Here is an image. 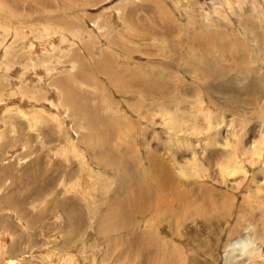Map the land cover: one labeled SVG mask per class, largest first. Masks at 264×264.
<instances>
[{"label": "rangeland", "instance_id": "1", "mask_svg": "<svg viewBox=\"0 0 264 264\" xmlns=\"http://www.w3.org/2000/svg\"><path fill=\"white\" fill-rule=\"evenodd\" d=\"M184 1L0 0V69H3L0 71L1 73L4 71L2 73L3 77L0 73V98L6 100V102H4L5 100L0 101V113H2L0 114V124H2L1 119H4L5 122L9 121L7 123L13 127V132L11 133L0 130V264H66L70 255L75 264H95L96 261V264H99V262L100 264H169L172 258L173 264H264V229L261 226H258L255 230L263 238L262 243H260L263 248L261 247L259 258H257V254L253 258L249 255L253 252L251 251L253 244L249 246L250 250H247L248 252L250 251L249 253L239 254L235 251L233 252L234 254H229L227 258L224 257L226 246L229 244L226 241H229L227 233L230 231V227L238 226L240 228L239 225H241V218L235 213L226 222L222 220L226 226L224 230L220 231L223 234L221 240L218 228L212 226H208L209 228L203 227L199 216L196 224L188 223L190 221L184 217L185 211H180L182 206H184L181 203H177L178 205L175 203L177 205L175 213H179L177 217L165 214L163 222L166 227H163L160 223L161 212H163L164 207L155 200V193L151 192L148 196L149 198L138 202L137 206L134 204L135 198L138 196L139 187L141 189L150 188L154 191L156 184L148 176V173L151 172L150 166L162 171L164 166H159L156 163L163 161L172 167L170 171L173 176H168V180L174 181L175 188L187 190L190 199H194L202 190L208 191L209 194L207 196L209 199L207 198L205 201L199 199L197 205L195 201H189V211L198 212L201 210L206 215L207 202H218L220 195L227 202V205L230 206L228 197L231 198V192L236 200L235 206H241L243 203L242 199L247 197V195L249 196V192L253 194L256 187H264V161L262 160L255 162L257 165L255 164L254 166H250L245 162L243 165L245 177L242 175L235 178V181H238L233 185L230 182L226 183V185L214 183L210 178L205 180L204 184L201 183V180L197 181L193 178L185 182L174 171L178 160L179 164L184 161L187 162L193 151L199 161V165L200 160L209 159L215 169L216 164L223 159L225 150L223 152L219 147L209 148L206 137L188 138L187 145L183 147V150H179L175 139H172L173 142L168 143L169 146L164 148L163 146L166 145L168 139L165 130L161 132L155 129L151 130L152 128L146 127V125L154 126V124L150 125L147 119L140 121L139 116L133 117L137 115L138 109H140L139 103H142V98L135 92L138 91V86L136 85L139 83H142V85L161 84V91L164 94H160L165 98L169 92L176 89L181 92V98H186L182 101L189 103L188 100H191L192 104L188 105L190 110L191 108L196 110V108L193 106L195 98L188 97L192 89L188 86L190 77L184 73L183 66L176 68L178 73L175 74V79L172 77L174 82L165 84L161 80L165 77V72H172V70H167L160 74L149 62V57L143 56L145 59L137 60L140 57L134 58L133 56L134 54L137 56L139 50L146 49V56L152 53L151 56H154V53H165L174 57L176 56L177 48L172 51L170 49L162 51L146 42L141 47L136 44L134 53L132 52L133 48L130 41L135 39L136 42H139V40L144 38L148 40L149 37L151 38L149 39L150 41L154 38L158 39L157 36H160L159 38H162L167 43L168 39L175 40V38H181L185 41L189 39L186 36L201 39L207 35H213L215 36L214 38L227 35L232 42H234L233 37L240 40L241 45H232L231 48L232 51H239L243 58L242 60L236 59L235 63L230 64L223 62L220 58L222 55L227 56V52H208V62L210 64L219 65L216 59L221 62V65H216L215 69L222 70L223 66L222 72L226 75L224 78L226 84L217 88L219 93L216 94V97L214 94H210L214 100L207 96V87L199 86L203 95L199 97L202 101L198 103H203L201 110L206 113V110H209L208 113L210 115L223 120V124L219 127L214 140L225 138L229 143H233L231 134L237 131L243 137L241 145L246 148L249 141H252L258 134L260 127H264V37L260 33L255 36L252 34L250 39L248 37L249 41L246 39L245 32L238 31L235 25L230 30L223 27L218 28L217 26L209 27V29L204 28L201 17L199 18V13H197L200 12L198 8L207 10L202 5L204 3L203 0ZM205 1H210L216 5L220 3V0ZM233 1L235 0L231 2ZM177 4L178 7L175 8ZM187 6L195 8L196 13L190 15V10L187 9ZM234 7L233 12L235 13L239 10V7ZM101 13H104V16ZM194 14L197 15V18ZM190 20L191 22L193 21V24ZM236 21L238 22L237 25H239V23L242 24L243 22L256 23L258 20L254 14L248 16V20L240 14ZM70 25L74 27L71 28ZM196 27L197 29L195 30ZM17 30L24 38L21 40L23 43L18 41L21 36L18 40L14 39V32ZM193 30L195 31L191 33ZM12 32L13 34H11ZM118 33H122L123 37L121 34L118 35ZM84 34L85 36H83ZM61 35L62 37H60ZM146 35H149V37H145ZM168 35L171 36L169 37ZM43 37L46 39H43ZM39 38H42V41ZM75 39L79 40L76 41ZM57 40L59 43L56 42ZM81 41H83L82 44L80 43ZM111 44L113 48H111ZM121 45H124V48H122L124 50L121 49ZM128 46L131 48L129 49ZM95 47L98 50H95ZM220 47L222 48V44L217 46L218 49H221ZM3 48L7 50V54ZM118 49L119 53L123 55L120 56L121 59L116 54ZM97 52L98 54H96ZM187 54V52H183L182 55V52H178L180 60L182 57L191 60V56L189 57ZM129 57L131 61L133 60L132 62ZM124 58L126 59L125 61H123ZM247 58L251 59L247 60ZM120 62L123 63L120 64ZM136 62L137 65H135ZM193 62L194 60H192ZM32 64L35 67L31 66ZM8 65L11 66L8 68ZM44 65L48 68L44 67ZM41 67L53 71L54 76L49 78L43 75L39 72ZM7 68L9 72L6 70ZM10 70H13V72ZM64 72H67V74ZM9 74L12 76H9ZM107 76L109 78L113 77V79H108ZM141 76L143 79H141ZM30 82L33 86L32 91V88L27 85ZM218 82L215 84H218ZM115 84L119 86L118 91L112 88ZM101 86H103V89ZM122 88H131L133 90H130L131 93H129V95L133 93V96L130 97L132 99H125L127 96L125 94L127 93L125 90H121ZM196 88L198 87L196 86ZM21 92L22 94H19ZM3 94L7 95L8 99ZM27 96L32 97L25 98ZM192 96H194L193 93ZM231 96L233 98L232 104L228 101V99L231 100ZM218 97L226 102L223 108L221 104L223 101H219ZM49 98L52 99L50 100ZM57 101L59 102L57 103ZM10 102L9 107L11 108L6 110L5 103L9 104ZM217 103H219L221 110L213 107ZM22 105L27 110H32L34 114L31 112L30 116H42L40 118L44 123L41 126H37L32 132H28L22 125V123L26 124V121L21 120V117L17 118L18 110L16 108H22ZM39 105L42 107H39ZM30 106L34 107L31 108ZM259 108L261 109L260 111ZM156 109L155 105L152 111ZM8 111H14L15 116L8 114ZM55 113L61 118L62 129L57 127L56 122L51 121V118L56 115ZM8 115L9 120L7 119ZM72 139H74V145L79 151V161L81 162L85 159L84 162L86 163L89 160L86 164H89L88 166L91 168L93 167L94 171L92 173L85 175L75 156L71 154L64 156L60 152L61 148L64 147L65 149L68 142ZM180 140H182V137H180ZM21 144L24 145V149L17 151ZM150 156H154L158 162H152L149 165L145 158L148 159ZM173 156H175V159L171 162L170 160ZM139 161H141L140 164H138ZM108 162H112L114 165H110ZM117 167L122 170L116 171ZM95 170H97V173ZM80 178H84L81 181L83 183H85V180L91 179V181L99 185L95 191L91 189V185L88 188L90 192H94V200L91 199L93 197L87 198L82 195L80 185L74 186ZM177 181L184 183L186 188L181 187L179 184V188L176 187L175 183ZM236 184L239 186L238 189L229 188L230 186L235 187ZM69 187L72 190L69 191L67 189ZM65 189L67 190L64 191ZM228 190L229 193H227ZM113 198H117L116 201L121 202L122 209H126V205L135 208V212L131 215H127L125 211V215L128 218L125 223L129 224L123 223L125 216L120 217L118 215L120 212L123 214L124 211H120L118 207L120 205ZM128 200L133 204L129 203ZM250 201L255 203V198H251ZM166 202L167 200L163 203ZM230 207L233 206L231 205ZM157 210V214L154 215ZM224 211L221 212L223 215L226 212ZM232 211H229L226 216L230 215ZM255 217L263 220L259 212L255 213ZM185 219H187L186 222ZM176 221H181V223L183 221V223L189 224L185 229L182 228L181 236L176 234L178 232L175 230ZM256 223L260 224V222ZM120 224H125L121 226L124 228L128 226V229H118ZM243 225L240 229L243 230L244 234L234 239L233 242L241 241V243L247 245L246 249H248L249 240L246 236L250 238L254 233L249 228L246 229V224ZM152 238L155 239L152 240ZM52 239H55V241ZM129 242L136 244V247H132L134 249L129 248V245L127 246V244H130ZM140 247L143 249L140 250ZM165 247L166 249H164ZM72 250L75 251L74 254L77 251L76 257H74ZM66 251L69 256H67ZM70 251L72 252L71 254ZM144 252L148 255L145 256ZM87 257L91 258L87 260ZM64 258H66V262H64ZM249 258L251 261L248 260ZM83 260L84 263H82ZM164 260L165 262L163 263Z\"/></svg>", "mask_w": 264, "mask_h": 264}, {"label": "bare ground", "instance_id": "2", "mask_svg": "<svg viewBox=\"0 0 264 264\" xmlns=\"http://www.w3.org/2000/svg\"><path fill=\"white\" fill-rule=\"evenodd\" d=\"M171 1V0H170ZM187 1V0H185ZM184 1V2H185ZM192 1V0H191ZM198 1V0H197ZM232 0H220V3L219 5H216L215 3H212V2H206L205 0H203L204 3H202L203 6L206 7L207 10H202V8H198L200 10V12H197L199 13V18L201 17V22L203 23V27L204 28H207L209 29V27L213 28L214 26H217L218 28L219 27H223L224 29H227V30H230L231 27L233 25H235L237 27V30L240 31V32H245V36H246V39L249 40L251 35L253 34L254 36L255 35H258L257 33H260L263 37H264V0H235L233 2H231ZM186 3H190V2H186ZM195 3V2H194ZM193 4V3H192ZM173 5V4H172ZM200 5V4H199ZM197 5V6H199ZM201 5V7H202ZM234 6H238L239 7V10H237L235 13L233 12V8H235ZM174 7V6H173ZM178 7V4L175 8ZM200 7V6H199ZM193 8V7H192ZM190 8L189 6H187V9L190 10L189 14H193V13H196V9L195 8ZM165 9V8H164ZM110 11V10H109ZM108 12V11H107ZM173 13V12H172ZM103 14L104 16V13H101ZM243 15V17L248 20V16L254 14L256 15L257 17V22L256 23H248V22H243L242 24L239 23V25H237V19H238V16L239 15ZM12 15V14H11ZM17 15V14H16ZM128 15H131V14H128ZM174 15V13H173ZM13 16V15H12ZM194 16L196 17L197 15L194 14ZM113 18V17H112ZM111 18V20H112ZM114 18H117V17H114ZM193 18V17H192ZM197 18V17H196ZM195 18V19H196ZM103 19V18H102ZM118 19V18H117ZM250 19V18H249ZM131 20V18H130ZM142 20V19H141ZM189 20V19H188ZM199 20V19H198ZM196 21V20H195ZM194 21V22H195ZM189 22V21H188ZM191 22V20H190ZM115 23V22H114ZM117 23V22H116ZM119 23V22H118ZM193 24V21L191 22ZM68 25V24H66ZM115 25V24H114ZM150 25V24H149ZM201 25V26H202ZM71 28L74 27L72 25H70ZM107 26V25H106ZM113 26V25H112ZM117 26V25H116ZM43 27H46V26H43ZM115 27V26H114ZM199 27V26H198ZM70 28V27H69ZM94 28V27H93ZM234 28V27H233ZM246 30H245V29ZM11 29V28H10ZM47 29V28H46ZM75 29V28H74ZM115 29V28H114ZM197 29V27L195 28V30ZM222 29V28H221ZM223 29V30H224ZM37 30V29H35ZM45 30V28H44ZM195 30L191 31L194 32ZM5 31V30H4ZM12 31V30H11ZM52 31V30H51ZM72 31V30H71ZM95 31V30H93ZM92 31V32H93ZM107 31V30H106ZM112 31V30H111ZM114 31V30H113ZM226 31V30H225ZM6 32V31H5ZM45 32V31H44ZM43 32V33H44ZM47 32V31H46ZM116 32V31H115ZM190 32V31H189ZM212 32H216V31H212ZM75 33V32H74ZM78 33V32H77ZM114 33V32H113ZM228 33V32H227ZM13 34V32L11 33ZM59 34V33H58ZM57 34V35H58ZM122 33H118V35ZM231 34V33H229ZM8 35V33H7ZM34 35V33H33ZM32 35V37H33ZM95 35V34H94ZM143 35V34H142ZM242 35V34H241ZM10 36V35H9ZM21 35L19 34L18 30L14 32V39L15 40H18V38L20 37ZM25 36H26V32H25ZM85 36V34L83 35ZM112 36V35H111ZM169 36V35H168ZM171 36V35H170ZM169 36V37H170ZM209 36V37H208ZM219 36V35H218ZM239 36V35H238ZM12 37V36H11ZM45 37V36H44ZM43 39H46L44 38ZM52 37V36H51ZM62 37V35L60 36ZM58 36V38H60ZM79 37V36H78ZM123 37V35H122ZM145 37H149V35H146ZM153 37V36H152ZM158 39H152L149 41V39H151L149 37L148 40H145L144 39H141L139 40V42H136L135 39L130 41V44L132 45V52L135 51V46L136 44L141 47L143 46V43H146V42H149V44L151 46H154L156 48H159L161 49L162 51L164 50H168L170 49L171 51L174 49V48H177V52H176V56L172 57L171 55L168 56L167 54H155L154 53V56H146L145 54V51L146 49H141L139 50V53L137 54V56H135V54L133 55L134 58H137V57H140L139 59L137 60H143L146 58L149 57V62L151 63V65L156 69L158 70V73L160 72L163 73L167 70H172V72H165L166 74L164 75L165 77L162 78V82L165 83V84H168V83H173L174 80L172 81V77L175 79L176 78V73H178V71L176 70L177 67H181L183 66L184 67V73L186 75H189L190 79H188L190 82L188 83V86L192 89L191 93L188 94V97L191 98H195V104H193V106L196 108V110L194 108H191V110L189 109L188 105L192 102L191 100H188L189 103L187 102H184L182 100H185L186 98L185 97H180L182 94L181 92H179L178 90L176 89H173L172 92H169L168 93V96L165 98L164 96H162L164 93L161 91V84H155V83H152L153 85H142V83L140 84H137L136 86H138V91H135L137 92V94L139 95V97L142 98L141 102L142 103H139V106H140V109H138V113L137 115L133 116V117H137L139 116L140 117V121H144V119H147L148 120V123L150 125H153L154 126H148L146 125V127H149V128H152L151 130L155 129V130H158V132H161L162 130H165L166 132V136H168V139H167V142H166V145H164L163 147L164 148H167V146H169L168 143L170 142H173L172 139H175L177 141V146L179 147V150H183V147L185 145H187V140L188 138H200V137H206L208 140L207 142V146L211 149H214V148H217L219 147L220 150H225V153H224V157L223 159L218 162L216 164V167L214 169L213 165L211 164L210 160H200V165H199V161L196 159L195 157V152H191V156L188 158L189 160L184 161L182 162V164H179V160H178V163H177V167L175 168V173L177 174L178 177H182L185 182H188L190 178H193L194 180H201V183L204 184V181L207 180L208 178H210L214 183H222L223 185H226V183L230 182V184H235L237 181H235V178L239 177V176H244L245 177V172H244V164L245 162L247 164H249L250 166H254L256 163L255 162H259V161H264V127H260L259 129V132L258 134L256 135V137L254 139H252V141H249V144H247L246 148H244L242 145H241V140L243 139L242 135H239V132L237 131H234V133L231 134L232 138H233V143H229V141H227L225 138L224 139H220L218 140H214V136L217 134L218 132V129L219 127L223 124V120L221 118H217L213 115H210L208 112L209 110H206V112H204L203 110H201V108L203 107V103L202 104H199L198 102L202 101L199 97L203 95V93L201 92L199 86H204V88L207 87V93H208V97L210 99H213L211 98L210 94H214L215 97H216V94L219 93L217 91V88H220L222 85H225L226 84V81L224 80V78L226 77L225 73H223V66H222V70H219V69H215V66L217 64H210L208 61V55L207 53L208 52H227V56H220V58L222 59L223 62L225 63H235L236 62V59L238 60H242L243 56L241 53H239V51H232V45H241L240 44V40L236 37H233L234 38V42H232L228 37L227 35H223V36H220L219 38H214L215 36L213 35H207L205 36L204 38H201V39H198L197 37H188L186 36L187 40L183 41L181 38H175L174 39H168L167 40V43L165 40H163L162 38H159L160 36H157ZM168 37V38H169ZM208 37V38H207ZM211 37V38H210ZM232 37V36H231ZM249 37V39H248ZM257 37V36H256ZM48 38V37H47ZM65 38V37H64ZM73 38V37H72ZM77 38V37H76ZM80 38V37H79ZM117 38V36H116ZM141 38V36H140ZM139 38V39H140ZM173 38V37H171ZM24 39L20 38V40H18L20 43H23L21 40ZM32 39V38H31ZM38 39V38H37ZM40 39V38H39ZM42 39V38H41ZM40 39V40H41ZM52 39V38H51ZM86 39V37H85ZM122 39V38H121ZM127 39H129L127 37ZM126 39V40H127ZM138 39V38H137ZM59 40V39H58ZM58 40L56 41L57 43ZM72 40V39H71ZM70 40V41H71ZM76 40V39H75ZM79 40V39H78ZM76 40V41H78ZM83 40V39H82ZM89 40V39H88ZM102 41V39H100ZM113 40V39H112ZM42 41V40H41ZM48 41V40H47ZM52 41V40H51ZM60 41V40H59ZM73 41V40H72ZM99 41V40H97ZM128 41V40H127ZM189 43H188V42ZM250 41V40H249ZM259 41V40H258ZM13 42H17V41H13ZM12 42V43H13ZM35 42H36V39H35ZM53 42V41H52ZM83 41H81L80 43L82 44ZM92 42V41H91ZM95 42V41H94ZM115 42V41H114ZM118 42V41H117ZM29 43V42H28ZM46 43V42H45ZM56 43V44H57ZM86 43V42H85ZM125 43V41H124ZM128 43V42H127ZM1 44V43H0ZM27 44V43H26ZM53 44V43H51ZM72 44V43H71ZM74 44V43H73ZM84 44V43H83ZM100 44V43H99ZM102 44V43H101ZM115 44V43H114ZM220 44H222V48L221 49H218L217 46H219ZM7 45V44H6ZM38 45V44H37ZM36 45V46H37ZM41 45H42V42H41ZM55 45V44H53ZM77 45V44H76ZM92 45V44H91ZM112 45V44H111ZM120 45V44H119ZM128 45V44H126ZM168 45V48L166 49ZM12 46V44H11ZM10 46V47H11ZM14 46V45H13ZM30 46V45H29ZM49 46V45H48ZM47 46V48H48ZM94 46V45H93ZM92 46V47H93ZM101 46V45H100ZM99 46V47H100ZM116 46V45H115ZM124 46V45H123ZM122 45H121V49L124 48ZM144 46H146L144 44ZM5 47V46H4ZM41 47V46H40ZM62 47V46H61ZM65 47V46H64ZM63 47V48H64ZM67 47V46H66ZM70 47V46H69ZM110 47V46H109ZM120 47V46H119ZM147 47V46H146ZM150 47V46H149ZM35 48V47H34ZM33 48V50H35ZM37 48V47H36ZM111 48H113V45L111 46ZM117 48V46H116ZM128 48L130 49L131 47L128 46ZM4 49V48H3ZM9 49V48H8ZM45 49V47H44ZM128 49V50H129ZM41 50V49H40ZM62 50V49H61ZM95 50H98L97 47H95ZM124 50V49H122ZM126 50V49H125ZM73 51V50H72ZM113 51V50H112ZM130 51V50H129ZM128 51V53H129ZM138 51V50H137ZM4 52L7 54V50L4 49ZM46 52V51H45ZM62 52V51H61ZM65 52V51H63ZM96 52V51H95ZM118 54V57L120 56H123L121 53H119V49L118 51H116ZM122 52V51H121ZM131 52V51H130ZM131 52V53H132ZM178 52H182V55H183V52H187V56L189 55V57L191 56V60H188V58H181L180 60V57L178 55ZM200 52V53H199ZM236 52V53H235ZM51 53V52H50ZM59 53V51H58ZM135 53V52H134ZM12 54V53H11ZM13 54H14V51H13ZM37 54V53H36ZM39 54V53H38ZM44 54V52H43ZM60 54V53H59ZM98 54V52L96 53ZM104 54V53H103ZM130 54V53H129ZM34 55V54H33ZM128 55V54H127ZM36 56V55H35ZM40 56V55H39ZM93 56V55H92ZM145 56V57H143ZM5 57V55H4ZM3 57V58H4ZM48 57V56H47ZM46 57V58H47ZM79 57V56H78ZM86 57V56H85ZM131 57V55H130ZM129 57V59H130ZM3 58H2V61H3ZM29 58V57H27ZM40 58V57H39ZM98 58V57H97ZM111 58V57H110ZM127 58V57H126ZM38 59V58H36ZM41 59V58H40ZM44 59V58H43ZM51 59V57H50ZM58 59V58H57ZM93 59V58H92ZM121 59V57H120ZM128 59V60H129ZM133 59V58H132ZM251 58H247V60H250ZM6 60V59H5ZM32 60V59H31ZM39 60V59H38ZM37 60V61H38ZM46 60V59H44ZM98 60V59H97ZM126 59L124 58L123 61H125ZM136 60V59H134ZM147 60V59H146ZM192 60H194V62L192 63ZM13 61V60H12ZM36 61V63H37ZM48 61V60H47ZM87 61V60H86ZM131 61V59H130ZM133 61V60H132ZM131 61V62H132ZM217 63L219 65H221V62L216 59ZM41 62H45V61H41ZM104 62V61H103ZM147 62V63H149ZM13 63V62H12ZM16 63V62H15ZM32 63V62H30ZM53 63V62H52ZM57 63V62H56ZM60 63V62H58ZM83 63V62H82ZM123 63V62H120V64ZM125 63V62H124ZM22 64V63H21ZM28 64V63H27ZM54 64V63H53ZM52 64V66H53ZM62 64V62H61ZM60 64V65H61ZM64 64V63H63ZM84 64V63H83ZM134 64V63H133ZM132 64V65H133ZM240 64V63H238ZM23 65V64H22ZM26 65V63H25ZM135 65H137V62L135 63ZM217 65V66H219ZM9 66L11 65H8V68ZM12 66H15V65H12ZM20 66V65H19ZM31 66L35 67L34 64H32ZM49 66V65H48ZM51 66V67H52ZM57 66V65H55ZM64 66V65H63ZM97 66V65H96ZM7 67V65H6ZM44 67L48 68L46 65H44ZM44 67H41L39 68V72H41L43 75H46L47 77H53L54 74H53V71H49V70H46V68ZM50 67V66H49ZM190 67V68H189ZM250 67V66H249ZM6 69L8 70L9 72V69ZM12 68V67H11ZM38 68V67H36ZM85 68V67H84ZM2 69V68H1ZM0 69V70H1ZM13 69V68H12ZM22 69V68H21ZM3 70V69H2ZM26 70V69H25ZM30 70V69H29ZM36 70V69H35ZM56 70V69H55ZM60 70V69H59ZM64 70V68H63ZM62 70V71H63ZM71 70V69H70ZM161 70V71H160ZM11 71V70H10ZM31 71V70H30ZM103 71V70H102ZM123 71V69H122ZM4 71H2L3 73ZM13 72V70L11 71ZM10 72V74H11ZM24 72V71H23ZM29 72V71H28ZM38 72V70H37ZM116 72V71H115ZM133 72H135L133 70ZM1 73V71H0ZM1 73V75H2ZM6 73V71H5ZM20 73V72H19ZM18 73V75H19ZM33 73V72H31ZM36 73V72H35ZM59 73V72H58ZM67 74V72H64ZM63 73V75H65ZM103 73V72H102ZM9 76H12L10 75ZM16 74V73H15ZM105 74V73H104ZM112 74V73H110ZM22 75V74H21ZM60 75V74H59ZM88 75V74H87ZM108 75V74H107ZM31 76V75H29ZM113 76V75H112ZM3 77V75H2ZM6 77V76H5ZM32 77V76H31ZM108 77V76H107ZM7 78V77H6ZM22 78H23V75H22ZM30 78V77H29ZM33 78V77H32ZM38 78V77H37ZM72 78V77H71ZM97 78V76H96ZM105 78V77H104ZM113 79V77H111ZM108 77V79H111ZM136 78H139V77H136ZM188 78V76H187ZM1 79V78H0ZM26 79V78H25ZM141 79H143V77L141 76ZM4 80V79H3ZM9 80V79H8ZM27 80V79H26ZM221 80V81H219ZM7 81V80H6ZM12 81V80H11ZM14 81V80H13ZM16 81V80H15ZM103 81V80H102ZM153 81V80H152ZM157 81V80H156ZM219 81V82H218ZM18 82V81H17ZM21 82V81H20ZM27 82V81H26ZM158 82V81H157ZM218 84H215L217 83ZM9 83V82H8ZM13 83V82H12ZM22 83V82H21ZM10 84V83H9ZM18 84V83H17ZM148 84V83H147ZM13 86V84H11ZM28 87L32 88V84L31 82L29 84H27ZM106 85V84H105ZM192 85V86H191ZM196 86L198 88H196ZM21 87V86H20ZM25 87V86H24ZM103 86H101L102 88ZM130 87H132L130 85ZM12 88V87H11ZM53 88V87H52ZM112 88L116 89L117 91L119 90V86L117 84H115V86ZM171 88V86H170ZM13 89V88H12ZM11 89V90H12ZM15 89V88H14ZM22 89V88H21ZM103 89V88H102ZM33 90V88L31 89V91ZM121 90H125L127 94L125 99H132L130 97H132L133 93L131 95H129V93H131V91H133L131 88H122ZM131 90V91H130ZM168 90V89H167ZM18 91V90H17ZM56 91V89H55ZM11 92V91H10ZM43 92V91H42ZM44 92H46L44 90ZM53 92V91H52ZM112 92V91H111ZM114 92V90H113ZM134 92V93H135ZM29 93V92H28ZM59 93V91H58ZM121 93V92H120ZM162 93V95L160 94ZM192 93L194 94V96H192ZM202 93V94H201ZM19 94H22L19 93ZM25 94V92H24ZM56 94V93H54ZM63 94V93H61ZM113 94V93H112ZM116 94V93H115ZM5 95V94H3ZM13 95V94H11ZM29 95V94H28ZM48 95V94H47ZM198 95V96H197ZM10 96V95H9ZM40 96V95H39ZM185 96V95H184ZM191 96V97H190ZM14 97H16L14 95ZM29 97H32V96H27L25 98H29ZM47 97V96H46ZM49 97V96H48ZM53 97V96H52ZM57 97V96H56ZM3 98V97H2ZM5 98L8 99V96L5 95ZM11 98V97H10ZM19 98V96H18ZM21 98V97H20ZM24 98V97H23ZM220 100L219 101H223L221 100L222 98L218 97ZM217 98V99H218ZM50 100L52 98H49ZM231 100L228 99L229 103L232 104V96L230 98ZM5 100V99H4ZM3 99L0 98V101H4ZM10 100V99H9ZM32 100V99H30ZM49 100V101H50ZM214 100V99H213ZM11 101V100H10ZM23 101V100H22ZM130 101V100H129ZM6 102V100L4 101ZM59 101H57L58 103ZM41 103V101H40ZM198 103V104H197ZM6 106V110L10 109L11 107L10 104L11 102L8 104V103H5ZM222 104V108L226 105V102L223 101L221 102ZM8 105V106H7ZM156 105V110L155 111H152L153 110V107ZM15 106V105H14ZM54 106V105H53ZM58 106V104H57ZM31 108L34 107V106H30ZM39 107H42L39 105ZM123 107V106H121ZM213 107H217L218 110H221L220 105L219 103L217 104H214ZM29 108V107H28ZM51 108V107H50ZM54 108V107H53ZM59 108V107H58ZM57 108V109H58ZM139 108V107H138ZM18 110V117H21L20 119L21 120H24L26 121V124L22 123V125L24 126V128L27 129L28 132H32L35 130V128H37V126H41L44 122L42 121V119L40 117L42 116H30V113L32 112V110H27L26 107L24 105H22V108L20 107H17L16 108ZM44 109V108H42ZM42 109H40L42 111ZM48 109V107H47ZM64 109V108H63ZM24 110V111H23ZM37 110V109H35ZM34 110V111H35ZM52 110V109H51ZM261 109L259 108V111ZM2 111V109H1ZM15 111V109H14ZM12 111H8V114L10 113V115H14L15 116V112ZM46 111V110H45ZM59 111L61 112V110L59 109ZM66 111V110H65ZM33 113V112H32ZM50 113V112H49ZM54 113V112H52ZM62 113V112H61ZM64 113V111H63ZM67 113V111H66ZM131 113V111H130ZM133 113V112H132ZM2 114V113H0ZM34 114V113H33ZM56 114V113H55ZM36 115V114H35ZM40 115V113H39ZM52 115V114H51ZM2 116V115H1ZM5 116V114H4ZM50 117V116H49ZM3 118V117H2ZM51 118V117H50ZM9 120V115H8V118ZM6 119V120H7ZM61 118H59V116L56 114L54 115L52 118H51V121L53 122H56V125L58 128L62 129V121H60ZM204 119V121H203ZM2 121V124H0V130L2 132H7V133H11L13 132V127L11 125H9V121H4V119H1ZM158 121V122H156ZM137 125V124H136ZM130 128V127H129ZM59 129V130H60ZM130 131V130H129ZM2 134V133H1ZM71 134V133H70ZM73 134V133H72ZM160 134V133H159ZM73 137V136H72ZM180 137H182V140H180ZM71 138V137H70ZM175 141V142H176ZM172 145V144H171ZM174 147L176 148V146L174 145ZM19 148V149H18ZM17 151L19 150H23L24 149V145H20L18 147ZM182 148V149H180ZM16 150V149H15ZM16 151V152H17ZM64 156L67 155L69 156L68 154H71L73 156H75V158L79 161V155H78V152L77 151V148L76 146L74 145V139L70 140L68 142V144L66 145L65 149L64 147L61 148V151H60ZM224 152V151H223ZM15 153V152H14ZM102 156V155H101ZM149 156V155H148ZM176 156V155H175ZM172 157V159L170 160L171 162L174 161V157ZM84 157V156H83ZM94 157V156H93ZM93 157H92V160H93ZM65 159V158H64ZM67 159V158H66ZM95 159V158H94ZM146 161L148 162L149 165H151L150 163L152 162H158L157 159L154 157V156H150L147 158H145ZM68 160V159H67ZM76 160V161H77ZM83 160V158H82ZM85 160V159H84ZM83 161H79L78 163L80 164L81 169L83 168V172L85 175H88L87 173H92L94 171V169H92L90 166H88L89 164H86L88 163V161L85 163ZM94 161V160H93ZM104 161V160H103ZM169 161V163H170ZM177 161V160H176ZM120 162V161H119ZM141 161H139L138 164H140ZM167 162L163 161V162H159V163H156L157 165L159 166H164L162 171H159L155 168H151L150 166V173H148V176L151 178V180L156 184V186L154 187V191H152L150 188H144V189H141L139 187V192H138V196L135 198V205L137 206L138 202H141V201H144L146 198H149L148 196L151 194V192L155 193V200L158 201V204L161 205L164 207V210L163 212H161V217H160V223L163 225V227H166V224H164L163 222V218L165 216V214H168L169 216L171 217H177L179 213H175V207H177V203H181V205H184L182 206V208L180 209V211H185V215L184 217L185 218H188L190 222L188 223H197L196 221L200 218L202 221V225L203 227H206V228H209L208 226H212V227H215V228H218V231H219V238L221 239L223 234L220 233L221 230H224V227L226 226L224 221L222 220H229L230 217H232V214L235 213L239 218H241V225L240 228L242 227L243 224H246V229H250L252 230V233H254V235H251V237L249 238L248 236L247 239L249 240L248 241V249L247 248V245L241 243V241L237 242V243H234L233 240L236 239L237 237H240L242 236L244 233H243V230H241L238 226L237 227H230V231L227 233V239L229 241H226L227 243H229L227 246H226V254H224L225 256L224 257H228L229 254H232L233 252L237 251L239 254H246V253H249L247 250H250V245L253 244V247L251 249V255L250 257L253 258L255 256V254H257V258L260 257V251H261V247L262 245L260 243H262L263 241V238L261 235H258L255 230L258 228V226H261L263 227L264 229V187H256L254 189V193H250L249 192V196L247 195V197H244L242 199L243 203L241 204V206H235V203H236V200L234 199L233 197V193L231 192V198L228 197V200L230 201V206L232 205L233 207H230L227 205V202L222 199L221 195L218 197V202L216 203H213V202H210L208 201L207 202V210H206V215L204 214L203 211L199 210L198 212L197 211H189L190 210V203L189 201L192 200V201H195L196 205H197V202L200 200H203L205 201L208 196L207 194L208 191L207 190H202V192L200 191L196 197L194 199H190L189 195H188V191L187 190H184V189H180L179 188V185L183 188H186L185 187V184L184 183H181L179 181H177L175 183V186L178 187L179 189L175 188L174 187V181H169L168 180V176H173L172 175V172L170 171L172 169L171 166H168V163L165 164ZM108 164L110 165H114L112 162H108ZM165 164V165H163ZM174 164V163H173ZM172 164V166H173ZM153 165V164H152ZM257 165V164H256ZM109 166V165H107ZM155 166V164H154ZM201 166V168H200ZM69 168V167H68ZM122 170L120 167H117L116 168V171H120ZM95 172L97 173V170H95ZM210 172H212L210 174ZM101 173V172H100ZM83 177V175H82ZM82 179L84 180V178H80L79 181L74 184V186H79L80 185V190L82 192V195L83 196H86L87 198L88 197H93V194L94 192H90L89 191V186L91 185L92 186V190L95 191L96 189H98L99 185H97L95 182L91 181V179H88V181H86V177H85V183L81 182ZM231 179V180H230ZM78 180V178H77ZM81 182V184H80ZM179 184V185H178ZM137 186V185H136ZM204 187V186H203ZM136 188V187H134ZM205 188V187H204ZM212 188V187H211ZM230 189H238L239 186L238 184H236L235 187H232L230 186L229 187ZM69 191L72 190L70 187L67 188ZM67 189H65L64 191H66ZM138 189V188H137ZM202 189V188H201ZM136 191V189H135ZM135 193V192H134ZM227 193H229V190L227 191ZM60 194V193H59ZM90 194V195H89ZM57 197V196H56ZM89 198V199H90ZM130 198V197H129ZM205 198V199H204ZM251 198H255V203L254 202H251L250 199ZM83 199V198H82ZM92 200L95 199V197L91 198ZM114 199V198H113ZM209 199V198H208ZM87 200V199H86ZM85 200V201H86ZM117 198L114 199V201H116ZM167 200L166 203H163ZM212 200V199H211ZM84 201V199H83ZM134 201V200H133ZM129 202V200H128ZM117 204L120 205L121 202L119 201H116ZM129 203H132V202H129ZM175 203L177 205H175ZM87 204V203H86ZM133 204V203H132ZM124 205V204H123ZM134 205V206H135ZM135 206V207H136ZM120 211H124L123 214L120 212L118 215L121 217V216H125V221H123V223L126 222V220H128L127 216L125 215V211H126V214L127 215H131L135 212V208L134 207H129L128 205H126V209H122L121 205L118 206ZM226 208V210H225ZM232 208V209H230ZM226 212H225V211ZM232 211V213L228 216H226L229 211ZM225 212V214L223 215L221 212ZM158 212V210L156 211V213L154 215H156ZM256 212H259L262 217H263V220H259L255 217V213ZM10 213V212H9ZM8 213V214H9ZM12 214V213H11ZM199 214V215H198ZM117 216V215H116ZM199 216V218L197 219V217ZM234 217V215H233ZM183 220V219H182ZM213 220H220V221H213ZM120 221V220H119ZM187 221V219H185V222ZM240 221V220H239ZM238 221V222H239ZM133 222V221H132ZM136 222V221H135ZM177 222V221H176ZM256 222H260V224H257ZM120 223V222H119ZM122 223V222H121ZM183 223V221H182ZM181 221L177 222L176 226H175V230H177L178 232H176V234H179L182 232V228L185 229V227H188V223H183L182 224ZM125 224H129V223H125ZM125 224H120L118 229H128V226L126 228L122 227L121 225H125ZM227 224V223H226ZM229 224V222H228ZM239 224V223H238ZM93 225V224H92ZM132 225V224H131ZM230 225V224H229ZM22 226V225H21ZM244 226V225H243ZM132 228V227H130ZM243 229V228H242ZM208 231V230H207ZM247 231V230H246ZM249 231V230H248ZM132 232V230H131ZM130 232V233H131ZM209 232V231H208ZM245 232V231H244ZM166 233V232H165ZM225 233V232H224ZM261 233V232H260ZM135 234V233H134ZM217 234V233H216ZM248 234V233H247ZM87 235V234H86ZM130 235V234H129ZM189 235V234H188ZM207 235V233H206ZM218 235V234H217ZM246 235V234H245ZM263 235V234H262ZM181 236V235H180ZM5 237V236H4ZM4 237H3V240H4ZM7 237V235H6ZM48 237V236H47ZM54 237V235H53ZM56 237V236H55ZM133 237V236H131ZM48 239V238H47ZM86 239V237H85ZM155 239V238H152V240ZM6 240V238H5ZM51 240V239H49ZM55 241V239H52ZM222 240V239H221ZM221 240H218V241H221ZM159 241V240H158ZM236 241V240H235ZM6 242V241H5ZM82 242V241H81ZM136 242V241H135ZM7 243V242H6ZM85 243V242H84ZM130 244H127V246L129 245V248L131 249H134L132 247H136V244L132 243V242H129ZM138 243V241H137ZM217 244V242H216ZM243 244V245H242ZM3 245V244H2ZM86 245V244H85ZM89 246V245H88ZM160 246V245H159ZM189 246V245H188ZM195 246V245H194ZM264 246V245H263ZM87 247V246H86ZM139 247V246H137ZM173 248L175 246H172ZM1 248V247H0ZM77 248V247H76ZM81 248V247H80ZM145 248V247H144ZM147 248V247H146ZM168 248V247H167ZM176 248V247H175ZM208 248V247H206ZM216 248V247H215ZM217 248H218V245H217ZM263 248V247H262ZM143 249L140 247V250ZM166 249V247L164 248ZM162 248V250H164ZM194 249V248H193ZM195 249H198V248H195ZM212 249V248H211ZM264 249V248H263ZM76 250V249H75ZM78 250V249H77ZM183 250V249H182ZM205 250V249H204ZM213 250V249H212ZM257 250V251H256ZM80 251V249H79ZM138 251V250H137ZM144 251V250H143ZM165 251V250H164ZM208 251V250H207ZM263 251V250H262ZM51 252V251H50ZM67 252V251H66ZM73 255L77 254V251L76 253L74 254L75 251H73ZM70 251V254L72 253ZM140 252V251H139ZM142 252V251H141ZM150 252V251H149ZM170 252V250H169ZM257 252V253H256ZM130 253V251H129ZM143 253V252H142ZM145 253V252H144ZM154 253V252H153ZM165 253V252H164ZM1 254V253H0ZM6 254V253H5ZM79 254V252H78ZM84 254V253H83ZM82 254V255H83ZM152 254V253H151ZM159 254V253H158ZM156 254V255H158ZM171 254V253H170ZM234 254V253H233ZM72 255V256H73ZM80 255V254H79ZM148 254L145 253V256H147ZM155 255V256H156ZM167 255V254H166ZM172 255V254H171ZM197 255V254H196ZM61 256V255H60ZM67 256L68 255V252H67ZM78 256V255H77ZM154 256V255H153ZM163 256V255H162ZM165 256V255H164ZM170 256V255H169ZM241 256V255H239ZM244 256V255H243ZM7 257V256H6ZM45 257H47V255H45ZM76 257V255L74 256ZM81 257V256H79ZM83 257V256H82ZM81 257V258H82ZM158 257V256H156ZM249 257V256H248ZM247 257V258H248ZM62 258V257H61ZM84 258V257H83ZM91 258V257H89ZM89 258L87 257V260H89ZM152 258V256H151ZM205 258V256H204ZM231 258V257H229ZM246 258V259H247ZM173 259V258H172ZM172 259L171 261L169 262V264H173L172 263ZM175 259V258H174ZM4 260V259H3ZM6 260V258H5ZM4 260V261H5ZM63 260V258H62ZM64 262H66V258H64ZM166 260V259H165ZM165 260L163 261V263L165 262ZM241 260V258H240ZM250 260V258L248 259ZM59 261H60V257H59ZM82 261V260H80ZM153 261V260H152ZM203 261V260H202ZM238 261V260H237ZM235 261V262H237ZM247 261V260H246ZM251 261V260H250ZM51 262V261H50ZM63 262V261H62ZM68 264H75L73 258H71V255H70V258L67 260ZM66 262V264H67ZM97 262V261H96ZM95 262V264H96ZM99 262V261H98ZM5 263H7L5 261ZM78 263V262H77ZM84 263V260L83 262ZM86 263V262H85ZM102 263V262H101ZM168 263V262H167ZM250 263V262H249ZM9 264V263H8ZM20 264V263H19ZM64 264V263H63ZM92 264V263H91ZM100 264V262H99ZM165 264V263H164Z\"/></svg>", "mask_w": 264, "mask_h": 264}]
</instances>
